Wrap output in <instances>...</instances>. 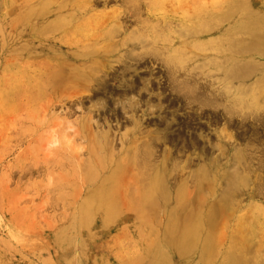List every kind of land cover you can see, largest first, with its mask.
<instances>
[{
	"label": "rangeland",
	"instance_id": "374dc122",
	"mask_svg": "<svg viewBox=\"0 0 264 264\" xmlns=\"http://www.w3.org/2000/svg\"><path fill=\"white\" fill-rule=\"evenodd\" d=\"M233 6L240 8L236 15H251L258 10L264 18V0H0V264H153L159 254H164L169 264L199 263L198 255L182 258L177 250L157 242L156 234L124 229L126 226L113 231L93 230V239L85 241L80 253L74 246L77 237L71 248L62 249L54 243V236L72 215V195L78 187L65 177L72 168L86 164L90 141L101 136H106L115 154L135 146L139 149L136 154L140 150L151 152L155 165L166 160L169 170L175 168L169 178L173 179L167 181L170 193L175 195L184 188L188 200L196 195L195 174L200 168H217L223 175L235 176L239 189L231 195V210L223 214L228 217L225 228L222 223L213 232L222 241L203 264H227L229 254L245 256L251 264H264V147L259 154L238 139L236 133L240 131L236 127L223 130L219 115L209 118L205 113L198 118L194 110L187 109V102L171 90L172 70L161 66L164 56L156 51H162L159 44L136 49L131 54L136 61L126 60V53L119 49L117 55L122 62L108 66L96 57L98 51H93L98 48L104 52L125 42H147V37L155 33L173 38L198 16ZM44 7H69L74 16H50L49 20L65 23L66 27L45 36L40 33L45 21L39 19ZM18 14H27L24 23L15 20ZM111 28L115 33L104 43L103 36ZM68 39L70 50L63 46ZM59 40L62 46L57 44ZM78 43H95L97 48L77 55ZM169 52L170 48L164 53ZM202 55L195 53L193 62L187 60L175 78L182 81L191 75L195 78L191 88L196 83V89L201 86L224 92L231 81L219 80L215 73L205 71ZM65 66L84 70L97 67L101 73L98 69L89 88L61 96L54 87V76ZM144 83L147 90H142ZM130 85L131 90L127 88ZM252 88L248 92L245 87L234 96V102L245 106L244 113L251 111L248 107L253 99L262 100L259 94L264 98V89L257 95ZM159 100L169 110L151 109ZM134 102L137 105L130 110ZM245 124L243 131L250 138L254 124L251 120ZM261 138L264 142V133ZM135 182L122 181L121 194L128 195ZM218 183L215 194L213 188L210 190L205 209L219 204L217 200L226 191V181ZM202 185L207 191L211 183L203 181ZM221 219L219 214L217 223ZM160 222V218L153 220L154 228L159 229Z\"/></svg>",
	"mask_w": 264,
	"mask_h": 264
},
{
	"label": "bare ground",
	"instance_id": "6f19581e",
	"mask_svg": "<svg viewBox=\"0 0 264 264\" xmlns=\"http://www.w3.org/2000/svg\"><path fill=\"white\" fill-rule=\"evenodd\" d=\"M223 9L225 11L221 10L222 12L219 13L210 12L208 15L202 14L201 18L198 16L195 21L187 23L183 28L181 27L179 33L175 34L173 38L163 36L161 33H155L152 37L150 35L147 37V40H149L147 42H136L133 44L125 42L121 47H112V45L104 52L99 51L100 49L97 48L95 43H78L76 46L79 47V50L76 54L80 55L81 52L83 53V51L92 47L97 48L93 50L98 51L95 53L96 57L101 58L104 66H108L112 63L122 62L121 57L117 55L119 49L121 52L126 53V60L136 61L131 55L136 49L138 50L141 47L148 48V46L159 44V46H162V51L161 49L156 51L162 52L164 56V59H160L161 66L168 71L172 70V73H170L171 79H169L173 85L171 90L179 96L178 98L187 102V109L190 111L194 110L198 118H201V115H205V113L209 118L212 115H219L221 120L224 121L223 130L236 127V131H240V133L235 131L238 139L246 141L247 146L255 148L256 152L261 154L264 147V142L261 138L264 133V98H262V93L258 95V91L264 89V23L259 21H264V18L260 17L261 13L259 15L257 13L259 12L258 10L252 11L254 13L251 15L237 14V16L235 12H240V8L239 10L234 9L233 6V8L227 7ZM73 12L69 7L64 10L53 7L42 8L39 12V19L42 18L45 24L40 33L46 36L64 29L66 27L65 23H56L52 18L49 20L50 16H53V14H65V18H70V16H74ZM25 16L27 14H18L15 20L18 23H24L27 19ZM115 30L111 28L108 31L109 34L103 36L104 43L109 41L110 35H113ZM91 39H94V36ZM95 40L97 41V39ZM57 44L62 46L61 41ZM63 46L69 50L71 49L69 39ZM57 48L61 49L60 47ZM57 48L55 47L54 49L56 50ZM169 48L171 52L164 53ZM195 53H203L201 60L204 62L205 71L215 73L219 80L231 81L228 88L229 92L227 91L228 89H225L224 92H213L207 87L201 86L196 89L194 88L196 83H194L192 89L191 82L195 78L191 77V75H187L186 80L182 81H180V77L175 78V74L180 73L182 65L188 63L187 60L193 62L192 57H194ZM159 56L161 55L159 54ZM67 57L65 56L66 60ZM78 58L82 60V57ZM61 65L63 66V64ZM97 70L94 68L84 70L79 66H65L59 69L54 76V87L57 91L60 90L62 92L59 94L61 96L68 91L85 90L95 80ZM142 86V90H147V83L142 84ZM97 87L101 88L102 85L99 84ZM245 87H248V92L253 90L252 87H254L256 94L262 99H253L251 106L248 107L251 111L247 113L243 112L245 107L243 104L234 102V96H237V93ZM127 88L131 90L133 85ZM158 97L160 98V96ZM224 98H226V101H223ZM220 100H222V103H219ZM59 101L61 102V100ZM123 102H128L127 98H123ZM134 105L136 106L137 103H131L129 109L131 110ZM154 108L164 111L169 110L167 107H162L160 100L151 109ZM237 109L239 112L236 111ZM198 112L201 114L198 115ZM234 119L236 120L234 121ZM247 120H251L252 124H254L250 138H247V132L243 131ZM190 122H192V119H190ZM235 122L236 126H234ZM165 137L166 135L163 134V141ZM195 145L194 142H191L192 147H195ZM210 148L213 149V146L210 145ZM137 149L134 146L125 153L115 154L106 136L90 141L87 162L85 157L86 164L72 168L65 177L67 181L73 182V186L77 184L78 187L72 195L74 200L72 215L65 227H62L54 236V243L60 245L62 249L71 248V244L73 245L72 241L77 237V245L74 244V246L75 249L77 248L76 251L80 253L85 249L87 244L85 241L93 239V230L104 232L109 229L113 231L118 227L126 226L124 229L133 228L151 235L156 234L155 240L157 242H161L163 247L177 250L182 258L189 257L188 255L194 256L195 254L199 257L198 264L206 263L213 257L215 254L214 249L222 241L220 237H215L213 232L222 223V228H225L228 217L225 218L223 214L231 210V195L239 189V184L236 182L238 181L237 178L232 174L231 176L227 173L223 175L217 168L202 167L195 174V181H198L196 195L192 200H188L184 188H180L175 195L171 194L168 189L167 181L173 179L169 178L175 172V168L169 170L166 160L155 165L151 159V152L140 150L136 154ZM259 159L261 158L259 157ZM172 166L174 165L172 164ZM223 180L226 181L227 185L223 196L217 200L219 204L210 205L208 209H205L204 206L207 203L206 200L210 190L213 188L215 194L219 184L218 181ZM122 181H136L131 185L128 195L121 194L122 188L120 184ZM203 181H210L211 183L207 191L202 189ZM262 194L261 192L260 195ZM71 201H69L70 204ZM219 214H222L223 219L217 223ZM157 218L161 220L159 229L154 228L153 224V220ZM239 250L245 251L243 248H239ZM6 251L8 252L7 248ZM153 251L151 250L150 253H153ZM226 259L228 261L227 264H251L245 256L237 257L229 254ZM153 264H169V261L164 254H159Z\"/></svg>",
	"mask_w": 264,
	"mask_h": 264
}]
</instances>
